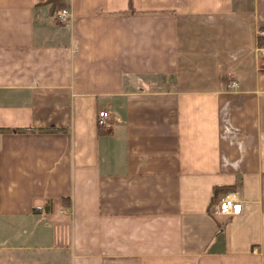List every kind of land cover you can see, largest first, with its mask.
I'll use <instances>...</instances> for the list:
<instances>
[{
  "label": "crops",
  "instance_id": "1",
  "mask_svg": "<svg viewBox=\"0 0 264 264\" xmlns=\"http://www.w3.org/2000/svg\"><path fill=\"white\" fill-rule=\"evenodd\" d=\"M48 1L0 0V264H264V0Z\"/></svg>",
  "mask_w": 264,
  "mask_h": 264
},
{
  "label": "built area",
  "instance_id": "2",
  "mask_svg": "<svg viewBox=\"0 0 264 264\" xmlns=\"http://www.w3.org/2000/svg\"><path fill=\"white\" fill-rule=\"evenodd\" d=\"M55 15L61 20L69 17V13L65 9L58 10ZM258 49L263 52L264 44ZM96 125L104 130L109 129L112 125L110 114L105 110L98 111L96 114ZM240 210L241 205L236 197L231 193H227L210 208V213L213 216L231 217L240 214Z\"/></svg>",
  "mask_w": 264,
  "mask_h": 264
},
{
  "label": "trees",
  "instance_id": "3",
  "mask_svg": "<svg viewBox=\"0 0 264 264\" xmlns=\"http://www.w3.org/2000/svg\"><path fill=\"white\" fill-rule=\"evenodd\" d=\"M48 2L52 3L53 5H60L59 1L58 0H49ZM62 6V5H61ZM25 129H16L15 131H24ZM38 130V129H36ZM45 129H43L44 131ZM1 131V130H0ZM46 131H51V130H48L46 129Z\"/></svg>",
  "mask_w": 264,
  "mask_h": 264
}]
</instances>
